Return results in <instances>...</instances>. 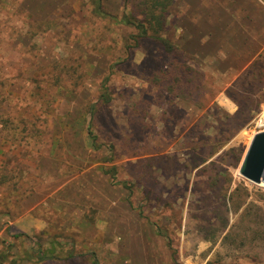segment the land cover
<instances>
[{
	"label": "rangeland",
	"instance_id": "obj_1",
	"mask_svg": "<svg viewBox=\"0 0 264 264\" xmlns=\"http://www.w3.org/2000/svg\"><path fill=\"white\" fill-rule=\"evenodd\" d=\"M146 1L0 0V264H264V0Z\"/></svg>",
	"mask_w": 264,
	"mask_h": 264
},
{
	"label": "trees",
	"instance_id": "obj_2",
	"mask_svg": "<svg viewBox=\"0 0 264 264\" xmlns=\"http://www.w3.org/2000/svg\"><path fill=\"white\" fill-rule=\"evenodd\" d=\"M148 1L149 0H147L146 2H148ZM168 2H169V0H168ZM168 2H165L164 0H157V1H153L151 3H149V2L145 3V20L143 22L136 21L131 15H124L122 18H117L114 16V18L116 19L117 22L133 25L136 29H139L141 31L142 35L146 36L149 31L155 32V31H158L159 29H163L164 23H165L164 11L166 10V7L169 4ZM156 5H161V7L158 8ZM160 40L166 44H169V46H170L169 51L170 52L172 50H174V49H172L171 44H170L171 42L168 39H166V40L160 39ZM163 72L166 74V76H168V72H169V74H171L170 71H168V72L163 71ZM239 186H241V185H238V187ZM35 256H37V258H38V250L35 251ZM39 258L41 260H44L48 257H46L43 254V255H40Z\"/></svg>",
	"mask_w": 264,
	"mask_h": 264
},
{
	"label": "water",
	"instance_id": "obj_3",
	"mask_svg": "<svg viewBox=\"0 0 264 264\" xmlns=\"http://www.w3.org/2000/svg\"><path fill=\"white\" fill-rule=\"evenodd\" d=\"M239 171L244 178L264 185V130L252 138Z\"/></svg>",
	"mask_w": 264,
	"mask_h": 264
},
{
	"label": "crops",
	"instance_id": "obj_4",
	"mask_svg": "<svg viewBox=\"0 0 264 264\" xmlns=\"http://www.w3.org/2000/svg\"><path fill=\"white\" fill-rule=\"evenodd\" d=\"M194 35H196V34H194Z\"/></svg>",
	"mask_w": 264,
	"mask_h": 264
}]
</instances>
